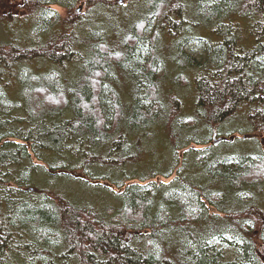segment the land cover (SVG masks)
Wrapping results in <instances>:
<instances>
[{
    "label": "trees",
    "instance_id": "obj_1",
    "mask_svg": "<svg viewBox=\"0 0 264 264\" xmlns=\"http://www.w3.org/2000/svg\"><path fill=\"white\" fill-rule=\"evenodd\" d=\"M202 2L0 0L34 21L0 39V264H264V0Z\"/></svg>",
    "mask_w": 264,
    "mask_h": 264
},
{
    "label": "rangeland",
    "instance_id": "obj_2",
    "mask_svg": "<svg viewBox=\"0 0 264 264\" xmlns=\"http://www.w3.org/2000/svg\"><path fill=\"white\" fill-rule=\"evenodd\" d=\"M119 2L120 3H126V2H129V0H119ZM202 3H206V0H203ZM53 7L56 8L59 13L64 14V7L59 6V5H56V4L53 5ZM77 7L80 10H85V3L83 1L78 2L77 3ZM24 14H26V13H24ZM28 19H29V21H28ZM28 19H27L26 22H23V24H21V25H24V24L25 25L22 26V28L20 30L16 31V32H14V31L11 32V31L7 30L5 28L4 23H0V39L3 40V37H6L7 38L6 34L8 35V34H13V33L14 34L17 33L18 35H20V37L22 39L26 38V36L31 32V30L34 27V25H33V22L34 21L32 22V19L33 18L29 16ZM154 29L155 28L153 27V25H151L145 31L146 32V35H151L152 33H154V31H155ZM164 34H168L167 31H165ZM243 37H245L244 33H243ZM205 43H206L205 40H203L202 38L195 39L194 41H191L187 45V47L185 49L191 55H194V56H196L198 58H202L205 55V53H204ZM44 63H46V61ZM167 71L170 72V69L168 68V65H165V66H160L159 69H158V71H157V73L160 75V74H165ZM185 72H187V71H184V73ZM181 76L178 77L177 79L181 80V82H182L181 84L182 85H186L187 82H189V79H188L189 75H188V73L183 74V77H181ZM121 77H124L123 80H125V76L124 75H122ZM127 87H129V86L126 83H123V82H121L120 85H119V88L121 90L127 89ZM236 120H239V118L236 119ZM233 126H235V124L234 125L231 124V123L226 124L225 127H224V129H223V132L224 133H228ZM199 127H200V129L201 128L204 129L203 125H201V124H199ZM158 133H159L158 130H155L154 131V135L155 134H158ZM235 133L238 134V132H235ZM252 134H253L252 131L248 130V132L246 133V136L253 137ZM158 136H159V134H158ZM157 138L159 139L161 137H157ZM147 140L150 141V138H148ZM249 141L250 140H248V139L241 138V139H239L236 142L229 143V146L242 149L245 145L248 144ZM50 158L53 161H58V159H59V157H57V155H55V154L53 156H51ZM63 160L65 162H67V164H68V162L70 161V157H68L66 155L63 158ZM80 171H82V170L80 169ZM85 179H89V178H85ZM90 180L93 181L92 179H90ZM41 181H42L41 182L42 185H45L47 183V184H50L52 187H54L56 189L57 188H61V189H64L65 191H67L68 190V187L71 185L70 179H68L67 177H64V176H59V177H56V178H54V177H43V178H41ZM87 181L88 180H77L76 181L77 182V185L75 186V185L72 184L73 185L72 188H79V189H76V190H79V191H82V192H89L90 194L93 193V192H95L98 188L95 187L96 185H94V182L89 181V182H91V183H89ZM106 183H110V182L109 181H106ZM104 185H106V184H104ZM115 187H117V186H115ZM79 196L80 197H85L83 199V201H86V202H89V201L93 202V201H95V198L98 197V195H96V194L89 195V197L81 196V195H79ZM102 198L104 199V197H102ZM214 240L212 241V243L213 244L215 243L214 245H215L216 249L219 250V252L218 251L217 252H218L220 258H222L223 260H233L234 258H236L237 253H238L237 247L233 246L232 244H227V243H225V242H223V241H221L219 239H214ZM16 259H18L17 261H19V262L21 261L20 260L21 258H16Z\"/></svg>",
    "mask_w": 264,
    "mask_h": 264
},
{
    "label": "water",
    "instance_id": "obj_3",
    "mask_svg": "<svg viewBox=\"0 0 264 264\" xmlns=\"http://www.w3.org/2000/svg\"><path fill=\"white\" fill-rule=\"evenodd\" d=\"M221 139H222V137H219V138L215 139V141H218V140H221ZM61 171H63V172H69V173H71L75 177H83V178L86 177V174L85 173L80 172L78 170H69V171H67V170H59V172H61Z\"/></svg>",
    "mask_w": 264,
    "mask_h": 264
},
{
    "label": "bare ground",
    "instance_id": "obj_4",
    "mask_svg": "<svg viewBox=\"0 0 264 264\" xmlns=\"http://www.w3.org/2000/svg\"><path fill=\"white\" fill-rule=\"evenodd\" d=\"M182 83V82H181ZM264 84V83H263ZM244 215V214H243Z\"/></svg>",
    "mask_w": 264,
    "mask_h": 264
}]
</instances>
